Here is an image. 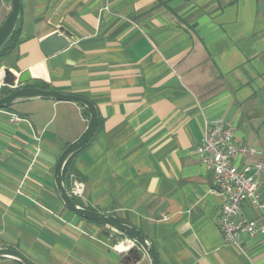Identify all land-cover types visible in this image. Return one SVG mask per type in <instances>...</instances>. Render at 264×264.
<instances>
[{"label":"crops","instance_id":"obj_1","mask_svg":"<svg viewBox=\"0 0 264 264\" xmlns=\"http://www.w3.org/2000/svg\"><path fill=\"white\" fill-rule=\"evenodd\" d=\"M2 3L0 23L10 9ZM55 31L69 43L46 57L39 41ZM14 35L0 78L3 68L28 71L24 86L97 107V129L66 172L69 190L83 183L73 195L83 206L136 226L160 264H264V232L224 241L221 198L198 159L214 120L264 155V0H21ZM88 117L76 102L45 98L0 108V247L34 264H150L141 248L138 261L123 260L116 244L128 237L57 194L54 164ZM259 191L263 207L243 203L237 221L264 220V175Z\"/></svg>","mask_w":264,"mask_h":264},{"label":"water","instance_id":"obj_2","mask_svg":"<svg viewBox=\"0 0 264 264\" xmlns=\"http://www.w3.org/2000/svg\"><path fill=\"white\" fill-rule=\"evenodd\" d=\"M21 10V0H10V9L0 23V49L7 42L14 29L18 24ZM61 30V29H60ZM67 31L60 33L55 31L39 41V47L44 56H50L64 49L68 43ZM30 78L28 71H23L18 75L9 68H3L0 78V85L12 87L10 92L0 96V108L13 105L17 102L31 98H45L53 101H69L76 102L84 106L88 113V122L82 133L73 141L68 143L60 152L53 168V181L57 194L62 204L69 211L84 219L102 222L104 225L112 229L121 230L135 241V245L131 246L122 257L123 260L136 262L140 259L139 249L145 251L148 255L150 264H160L157 251L150 239L136 226L127 220L120 218L114 214L97 211L76 203L72 195L67 191L63 181V169L67 161L79 150H81L92 138L98 125V111L96 105L89 99L73 93H65L50 88L37 86H24ZM106 235L115 237L112 230L104 231ZM0 258H11L20 264H34L28 257L16 248L0 247Z\"/></svg>","mask_w":264,"mask_h":264},{"label":"built area","instance_id":"obj_3","mask_svg":"<svg viewBox=\"0 0 264 264\" xmlns=\"http://www.w3.org/2000/svg\"><path fill=\"white\" fill-rule=\"evenodd\" d=\"M198 159L212 171L213 190L221 198L217 224L224 241L237 244L242 233L264 232V220L253 227L245 221H237L243 203L249 202L259 209L263 207L259 191V180L264 175L262 151L254 145L235 141L233 127L222 120H214L206 123ZM82 187L83 183L75 180L69 193L78 195ZM126 240L129 246L120 248L121 252L135 245L132 238Z\"/></svg>","mask_w":264,"mask_h":264},{"label":"trees","instance_id":"obj_4","mask_svg":"<svg viewBox=\"0 0 264 264\" xmlns=\"http://www.w3.org/2000/svg\"><path fill=\"white\" fill-rule=\"evenodd\" d=\"M7 1H10V0H7ZM17 28H18V24H17V26H16V28L14 29V31H13V33L11 34V36L9 37V39L7 40V42L3 45V47L0 49V58L2 57V56H4L5 54H6V52L8 51V49H9V43H10V41L13 39V37L15 36L14 34L16 33V31H17ZM1 88V87H0ZM11 90H8V91H5V90H1L0 89V96H2V95H5V94H7L8 92H10ZM80 105V104H79ZM82 106V105H81ZM9 106H6V107H4V108H8ZM86 109V108H85ZM86 111H87V109H86ZM80 151V150H79ZM78 151V152H79ZM77 152V153H78ZM77 153H75L68 161H67V163H66V165H65V167H64V169H63V181H64V184H65V186H66V189H67V191L69 192V189H68V187H67V181H66V172H67V169H68V167L70 166V164H71V161H72V159H73V157L77 154ZM72 198L76 201V203L77 204H79V205H81V206H83L73 195H72ZM84 207H86V206H84ZM87 208H90V207H87ZM90 209H92V208H90ZM92 221V220H91ZM93 222H95V223H97V224H102L103 225V223L102 222H98V221H93ZM129 236V235H128ZM130 238H131V236H129ZM19 263V262H18ZM20 264V263H19Z\"/></svg>","mask_w":264,"mask_h":264},{"label":"rangeland","instance_id":"obj_5","mask_svg":"<svg viewBox=\"0 0 264 264\" xmlns=\"http://www.w3.org/2000/svg\"><path fill=\"white\" fill-rule=\"evenodd\" d=\"M4 1H6V0H0V4L2 5V4H4V3H2V2H4ZM1 88V90L3 89V90H5V91H8V90H11V88L10 87H8V86H6V85H1L0 86ZM104 225V224H103ZM116 231V233H117V235L118 236H123V235H125V236H127L128 238H130L126 233H124L123 231H121V230H115ZM118 241H120V239H118L116 242H118Z\"/></svg>","mask_w":264,"mask_h":264},{"label":"bare ground","instance_id":"obj_6","mask_svg":"<svg viewBox=\"0 0 264 264\" xmlns=\"http://www.w3.org/2000/svg\"><path fill=\"white\" fill-rule=\"evenodd\" d=\"M116 247L119 248V249L120 248H123L124 247V244L123 243H118V244H116Z\"/></svg>","mask_w":264,"mask_h":264}]
</instances>
